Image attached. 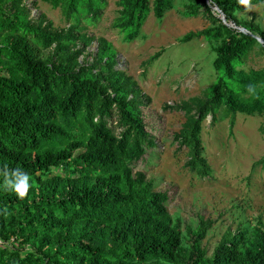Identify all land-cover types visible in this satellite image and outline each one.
<instances>
[{"label": "trees", "instance_id": "trees-1", "mask_svg": "<svg viewBox=\"0 0 264 264\" xmlns=\"http://www.w3.org/2000/svg\"><path fill=\"white\" fill-rule=\"evenodd\" d=\"M43 1L60 9L66 28L24 19L23 0H0V264H264V223L248 233L226 230L207 255L201 241L213 222L198 217L182 234L166 211V194L132 172L154 146L140 114L148 99L115 67L104 41L97 40L90 62L77 60V44L93 40L80 22H94L103 0ZM171 1L123 0L112 26L130 40L149 7L160 19ZM262 2L188 0L186 16L200 15L208 25L178 42L215 44L214 83L171 138L186 151L184 168L197 177L211 175L200 141L206 116L215 121L222 109L264 119V76L236 69L255 46L264 54V46L240 33L252 31L235 18ZM38 47L51 50L41 57ZM259 133L264 136V122ZM257 163L264 164V152ZM5 167L30 177L23 199L6 187Z\"/></svg>", "mask_w": 264, "mask_h": 264}, {"label": "rangeland", "instance_id": "rangeland-1", "mask_svg": "<svg viewBox=\"0 0 264 264\" xmlns=\"http://www.w3.org/2000/svg\"><path fill=\"white\" fill-rule=\"evenodd\" d=\"M23 4L24 19L42 17V26L48 22L50 29L66 28L59 8L43 0H23ZM103 4L94 22H80L82 32L93 40L88 45L77 44L81 49L77 60L90 62L97 40L104 41L114 54L115 67L148 99L140 114L154 146L131 165L132 172H141L152 182L154 191L166 194V211L172 219H178L182 234L187 226L195 227L198 217L213 222L201 241L209 255L226 230L240 228L248 233L257 222L264 223V164L257 163L264 152V136L259 133L264 119L259 115H224L222 109L213 113L215 121L206 116L201 122L200 141L211 175L200 178L188 172L184 168L186 151L171 138L194 114L197 103L205 99L207 87L214 83L211 63L215 44L202 38L186 43L178 39L200 31L208 23L200 15L186 16L188 0H172L160 19L149 7L136 35L125 40L124 33L112 26L123 0H103ZM263 8L264 2L235 13L238 21L249 24L252 34L242 28L239 32L253 35L262 46L259 34L264 38ZM218 17L223 22V17ZM160 49V56L152 60ZM50 50L39 48L38 55L44 57ZM236 69L264 76V54L255 46ZM185 106L187 110H183Z\"/></svg>", "mask_w": 264, "mask_h": 264}, {"label": "clouds", "instance_id": "clouds-1", "mask_svg": "<svg viewBox=\"0 0 264 264\" xmlns=\"http://www.w3.org/2000/svg\"><path fill=\"white\" fill-rule=\"evenodd\" d=\"M19 169H14L9 172L8 168L5 167L3 176L5 178L6 187L12 188L17 196L23 199L30 188L29 179L30 177Z\"/></svg>", "mask_w": 264, "mask_h": 264}]
</instances>
